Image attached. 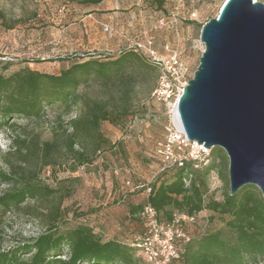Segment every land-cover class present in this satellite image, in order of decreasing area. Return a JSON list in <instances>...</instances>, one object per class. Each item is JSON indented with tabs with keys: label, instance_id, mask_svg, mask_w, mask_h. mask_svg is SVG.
Instances as JSON below:
<instances>
[{
	"label": "rangeland",
	"instance_id": "1",
	"mask_svg": "<svg viewBox=\"0 0 264 264\" xmlns=\"http://www.w3.org/2000/svg\"><path fill=\"white\" fill-rule=\"evenodd\" d=\"M256 1L264 4V0ZM78 2L0 0L1 72L9 75L28 68L59 74L72 63L87 59L81 56L94 55L105 60L128 49L134 40L151 37L160 52L165 44L176 50L192 77L204 51L199 40L201 26L217 16L224 0H164L162 6L152 0H103L98 5ZM61 7H65L63 13H59ZM163 17H169L167 24L159 27L158 21ZM105 25L109 32H104ZM150 86L148 79L132 82L134 114L120 126L101 124L100 130L112 146L104 147L92 164L71 172V159L65 156L46 167H40L37 159L28 161L25 170L35 172L39 182L55 193L45 199H28L7 213L0 209V252L31 244L51 226L53 232H58L79 224L91 227L102 241L131 245L142 225L137 215H129V207L142 204L146 198L144 190L137 186H150L161 173L172 172L155 152L165 136L168 120L162 105L151 98ZM84 90L91 95L102 92L98 86L92 90L80 88L78 92ZM70 116H74L70 110L55 104L47 106L38 119L9 120V124L15 122L16 128H0V172H10L11 165L22 164L17 156L8 155L15 152L11 139L14 130L41 144L52 141L58 123L66 122ZM227 170L228 162L226 176L213 174L218 182L214 190L210 186L208 198L221 201L229 194ZM17 184L0 180V196ZM253 187L261 196L259 189ZM54 208L60 216L52 222L49 215ZM223 226L220 218L204 210L188 230L196 235L221 230ZM131 264L146 262L136 252ZM250 264H264V259Z\"/></svg>",
	"mask_w": 264,
	"mask_h": 264
},
{
	"label": "trees",
	"instance_id": "2",
	"mask_svg": "<svg viewBox=\"0 0 264 264\" xmlns=\"http://www.w3.org/2000/svg\"><path fill=\"white\" fill-rule=\"evenodd\" d=\"M102 1L79 0L78 3L98 5ZM152 1L158 6L164 2ZM81 57L87 59L72 63L59 74L24 68L5 75L0 70V128L3 125L16 128L15 122L8 123L13 119H38L47 106L55 104L74 114L66 122L58 123L59 129L52 133V141L41 144L14 130L11 139L15 152L8 155L17 156L22 164L11 165L10 172H0L2 183L18 182L16 187L0 196V209L5 213L28 199H45L55 193L39 182L35 172L25 170L28 161L37 159L40 167H46L65 156L71 159V172L92 164L104 147L112 146L102 134L101 124L108 122L120 126L134 114L132 82L151 80L150 96L155 88L156 68L130 49L120 50L105 60L94 55ZM7 67L8 64L4 69ZM95 86L102 92L92 95L86 90L78 92L80 88L92 90ZM209 159L208 165L201 168L184 163L171 167L169 175L161 173L150 185L151 192L144 202L129 207V215L138 216L147 202L162 222L172 220L176 214L197 216L207 210L221 219L223 228L196 235L189 232L188 242H178L179 256L171 264L255 263L264 258V200L251 185L234 195L227 193L221 201L208 198L212 175L226 176L228 162L220 148L211 149ZM20 172L25 174L22 176ZM59 216L58 209L54 208L49 220L55 222ZM51 229L52 226L18 250L0 252V264H131L138 252L134 239L131 245L116 240L102 241L85 224L58 232Z\"/></svg>",
	"mask_w": 264,
	"mask_h": 264
},
{
	"label": "water",
	"instance_id": "3",
	"mask_svg": "<svg viewBox=\"0 0 264 264\" xmlns=\"http://www.w3.org/2000/svg\"><path fill=\"white\" fill-rule=\"evenodd\" d=\"M199 40L204 51L177 103L182 129L224 151L230 195L251 185L264 200V4L225 0Z\"/></svg>",
	"mask_w": 264,
	"mask_h": 264
},
{
	"label": "built area",
	"instance_id": "4",
	"mask_svg": "<svg viewBox=\"0 0 264 264\" xmlns=\"http://www.w3.org/2000/svg\"><path fill=\"white\" fill-rule=\"evenodd\" d=\"M64 11L65 7L59 9V13ZM171 17L173 18L174 15ZM168 18H161L158 26L167 24ZM103 30L109 32V27L105 25ZM128 49L142 56L157 71L156 86L151 98L162 105L168 120L165 136L156 148L157 156L168 167L181 166L184 163H191L194 168L207 166L210 161V151L188 140L177 111L178 99L188 80L192 78L187 65L169 44L163 46V53L160 52L151 37L134 40ZM217 182L216 177L212 175L210 179L212 190L215 189ZM137 188L144 190L146 198L151 192V186H137ZM138 218L142 231L134 237V246L146 264H171L179 256L178 242L189 241L188 226L196 222L197 216L176 214L172 220L162 222L156 210L147 202L138 214Z\"/></svg>",
	"mask_w": 264,
	"mask_h": 264
}]
</instances>
